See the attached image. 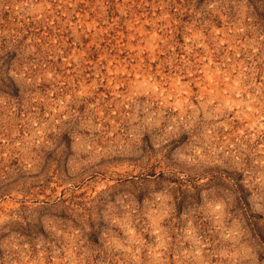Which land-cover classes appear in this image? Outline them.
Masks as SVG:
<instances>
[{
    "label": "rangeland",
    "instance_id": "obj_1",
    "mask_svg": "<svg viewBox=\"0 0 264 264\" xmlns=\"http://www.w3.org/2000/svg\"><path fill=\"white\" fill-rule=\"evenodd\" d=\"M0 264H264V0H0Z\"/></svg>",
    "mask_w": 264,
    "mask_h": 264
}]
</instances>
